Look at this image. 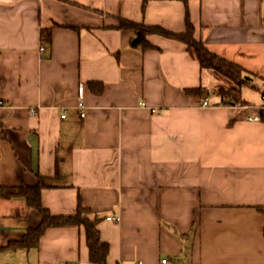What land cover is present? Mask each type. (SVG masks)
<instances>
[{
	"label": "crops",
	"instance_id": "obj_1",
	"mask_svg": "<svg viewBox=\"0 0 264 264\" xmlns=\"http://www.w3.org/2000/svg\"><path fill=\"white\" fill-rule=\"evenodd\" d=\"M186 3L195 37L240 63L261 94L250 60L264 57V0H0V185L41 178L54 214L91 208L109 264H264V122L247 119L253 103L225 105L185 43L149 34L154 47L142 49L139 32L117 27L185 31ZM42 27H52L44 51ZM41 221L26 198H0V245ZM0 264L94 263L84 228L69 225L48 228L38 247L3 248Z\"/></svg>",
	"mask_w": 264,
	"mask_h": 264
},
{
	"label": "trees",
	"instance_id": "obj_2",
	"mask_svg": "<svg viewBox=\"0 0 264 264\" xmlns=\"http://www.w3.org/2000/svg\"><path fill=\"white\" fill-rule=\"evenodd\" d=\"M186 5V30L182 32L172 31L160 25H146L128 18H119L117 27L133 28L139 32L140 39L135 43V46L142 47V49L154 47L148 39L149 34L163 35L185 43L188 50L199 60L202 70L211 71L214 74L216 81H218L216 88L218 94L224 98L222 99L224 104L243 99L242 87L251 83L252 78L246 77V70L240 63L212 51L202 40L195 37L194 25L190 18L188 4L186 3ZM41 40L46 47L52 43V27H42ZM225 83L230 84V86L226 87ZM97 85L99 88H96ZM90 87L94 91L103 90V84L93 81L90 82ZM202 88L203 86L193 89L191 92L197 93ZM45 185L41 178L35 185H0V198L24 197L28 205L36 208L42 215V221L38 226L28 228L20 239L11 240L6 245H0V250L5 247H38L42 235L48 228L75 225L81 226L85 230L90 261L94 264H109L110 243L102 238V232L99 228L101 218L93 215L92 209L83 206L81 203L74 214H54L42 202V189Z\"/></svg>",
	"mask_w": 264,
	"mask_h": 264
},
{
	"label": "rangeland",
	"instance_id": "obj_3",
	"mask_svg": "<svg viewBox=\"0 0 264 264\" xmlns=\"http://www.w3.org/2000/svg\"><path fill=\"white\" fill-rule=\"evenodd\" d=\"M43 45V44H42ZM252 61V65H250L251 67H254L256 70H261V72H264V57H259L257 59L254 60H250ZM249 61V62H250ZM250 67V68H251ZM257 82H253V83H248L243 85L242 87V95L244 98H246L250 103H258L260 101V93L259 90L257 88H253L252 86L254 84L259 85V81L255 78L254 79ZM218 81H216L217 83ZM226 87H229L230 84H226ZM210 96H212V98L216 97L215 93H209ZM230 104H234L235 106H244L247 105V103L243 100V99H239V100H233V102H229L228 104L225 103V105H230Z\"/></svg>",
	"mask_w": 264,
	"mask_h": 264
},
{
	"label": "built area",
	"instance_id": "obj_4",
	"mask_svg": "<svg viewBox=\"0 0 264 264\" xmlns=\"http://www.w3.org/2000/svg\"><path fill=\"white\" fill-rule=\"evenodd\" d=\"M42 51H44L46 49L45 45H42L40 48ZM1 103H3V101H1ZM209 98H206V100L203 102L204 105H209ZM79 105L81 107L84 108V103L80 102ZM252 108L255 109V112L252 114H249L247 116V119L251 120V121H263L264 122V90L261 92L260 94V101L258 103H254L251 105H248ZM85 115V111H82V116ZM66 115L64 114L63 117H65ZM108 219L110 220H118V216L117 215H111L108 217ZM162 263L163 264H179L178 262H171L168 258H163L162 259ZM137 264H144L143 261H138Z\"/></svg>",
	"mask_w": 264,
	"mask_h": 264
},
{
	"label": "water",
	"instance_id": "obj_5",
	"mask_svg": "<svg viewBox=\"0 0 264 264\" xmlns=\"http://www.w3.org/2000/svg\"><path fill=\"white\" fill-rule=\"evenodd\" d=\"M140 39V33H138L137 37L134 39L133 43H136Z\"/></svg>",
	"mask_w": 264,
	"mask_h": 264
}]
</instances>
